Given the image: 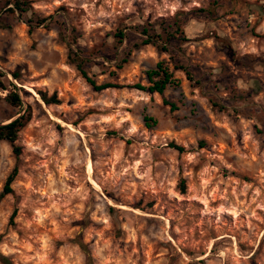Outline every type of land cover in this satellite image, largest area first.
<instances>
[{
  "label": "rangeland",
  "instance_id": "374dc122",
  "mask_svg": "<svg viewBox=\"0 0 264 264\" xmlns=\"http://www.w3.org/2000/svg\"><path fill=\"white\" fill-rule=\"evenodd\" d=\"M8 1L0 70L23 107L0 102V125L31 120L19 155L0 141V264H264V0ZM164 22L192 79L138 46ZM159 62L179 85L134 88Z\"/></svg>",
  "mask_w": 264,
  "mask_h": 264
},
{
  "label": "trees",
  "instance_id": "16d2710c",
  "mask_svg": "<svg viewBox=\"0 0 264 264\" xmlns=\"http://www.w3.org/2000/svg\"><path fill=\"white\" fill-rule=\"evenodd\" d=\"M14 5L12 8H9L8 11L18 12L21 17L26 16L29 11L31 10V4L28 0H9L8 6ZM28 24H30L31 29H33V24L36 23V25H41L45 22V19H40L38 16L31 15L29 19H25ZM161 23L159 26L161 27V32L159 33H152L153 28L145 27L142 30V34L146 36L147 38L142 41L140 45H138L140 48L147 45H152L160 52L169 53L172 56L174 67L176 71H183L185 74L189 77V79H192L191 73L187 69V67L182 66L180 63H178L174 56L172 55V49L170 45L172 44L171 41L176 40L177 35L179 31H181V26L178 22H174L172 24H165ZM152 27V26H151ZM182 32V31H181ZM183 33V32H182ZM115 39L119 40V43H122V41L126 38V35L123 31H119L117 34H115ZM77 67V70L80 71L82 76L87 80L88 83H90L92 86L96 87L98 90H104L106 88L111 87L110 84H104L101 86H96L95 81L89 76L88 72L85 70L84 66L85 64L83 61H74ZM121 68V67H119ZM148 80L150 83V87H144L142 85H136L134 88L141 90V91H149L150 93H158L159 95H164L167 89L171 87H177L179 85V80L175 79L174 73L170 70L168 65H166L165 62H159L154 69H151L147 72ZM5 73L0 70V92H7L5 98H3L0 95V102L4 101L8 103L10 106L14 108H22L23 107V101L22 97L20 95V89L14 84L9 83L7 84L5 81ZM14 77L16 80L19 79V76L14 74ZM42 100L47 104H59L60 101L57 99V95H53L52 97H48L46 93H40ZM174 108L175 106L172 105ZM31 117L29 113L26 111L23 115H21L18 119L0 126V141L6 142L10 144L16 155H19L21 153V149L16 145V142L18 140V135L21 132L22 129H24L28 123L30 122ZM145 122L148 126L150 124H156L157 122L155 119L145 116L144 118ZM171 147L182 152L184 150L183 147H180L176 145L175 143L171 144ZM17 175V169L13 171V173L8 177L7 182L5 184V188L3 193L1 194V197H4L7 194H10L12 192L11 185ZM181 190L183 193L185 192V185L184 182H182Z\"/></svg>",
  "mask_w": 264,
  "mask_h": 264
},
{
  "label": "water",
  "instance_id": "95a60500",
  "mask_svg": "<svg viewBox=\"0 0 264 264\" xmlns=\"http://www.w3.org/2000/svg\"><path fill=\"white\" fill-rule=\"evenodd\" d=\"M16 86H17V84L16 83H14ZM25 112V111H24ZM24 112L23 113H21L17 118H15V119H12L10 122H12V121H14V120H16V119H18L21 115H23L24 114ZM9 122V123H10ZM8 124V123H7ZM2 125H5V124H2ZM1 126V125H0Z\"/></svg>",
  "mask_w": 264,
  "mask_h": 264
}]
</instances>
